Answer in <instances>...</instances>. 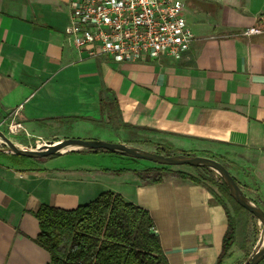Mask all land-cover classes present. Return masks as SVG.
Listing matches in <instances>:
<instances>
[{
  "label": "crops",
  "instance_id": "obj_1",
  "mask_svg": "<svg viewBox=\"0 0 264 264\" xmlns=\"http://www.w3.org/2000/svg\"><path fill=\"white\" fill-rule=\"evenodd\" d=\"M183 2L195 37L181 57L115 61L88 56L66 38L71 0H0V127L61 125L63 136L105 139L95 123L107 116L102 94L118 101L117 128L130 124L173 148L226 156L264 208V27L257 25L264 0ZM250 27L261 31L245 33ZM115 155L81 148L34 158L0 149V264H51L35 241L32 211L76 208L104 190L149 210L170 264H216L229 218L214 184L218 195L173 175L143 184L133 171L140 167L117 165ZM238 214L231 213L234 241L222 264H247L259 246L257 217Z\"/></svg>",
  "mask_w": 264,
  "mask_h": 264
},
{
  "label": "trees",
  "instance_id": "obj_2",
  "mask_svg": "<svg viewBox=\"0 0 264 264\" xmlns=\"http://www.w3.org/2000/svg\"><path fill=\"white\" fill-rule=\"evenodd\" d=\"M257 25L264 27V15L258 17ZM100 107L103 114L107 113L111 123L119 124L117 115L119 106L116 99L111 100L101 94ZM73 118L84 119L80 116ZM122 126L132 127L130 124H122ZM167 145L168 148L165 145L158 146L161 153L174 154L172 150L190 153L173 148L169 143ZM88 150L114 153L106 149ZM58 154L60 152L53 155ZM193 167L199 171L197 175L160 165L133 171L143 184L158 183L167 176L173 175L207 183L208 186L209 183L218 186L219 197L229 218L223 249L216 263L222 264L233 244L235 229V217L231 215L226 199L234 203L235 216L246 208L231 196L222 177L219 180L214 178L213 169L206 166ZM121 171L117 170V172ZM209 189L218 195L211 186ZM32 213L38 218L40 225V232L35 241L49 251L51 264H170L149 210L127 201L117 191H101L93 199L72 209L42 204Z\"/></svg>",
  "mask_w": 264,
  "mask_h": 264
},
{
  "label": "built area",
  "instance_id": "obj_3",
  "mask_svg": "<svg viewBox=\"0 0 264 264\" xmlns=\"http://www.w3.org/2000/svg\"><path fill=\"white\" fill-rule=\"evenodd\" d=\"M71 8L64 34L88 56L115 61L179 58L194 41L183 0H71ZM260 31L250 27L245 33Z\"/></svg>",
  "mask_w": 264,
  "mask_h": 264
},
{
  "label": "water",
  "instance_id": "obj_4",
  "mask_svg": "<svg viewBox=\"0 0 264 264\" xmlns=\"http://www.w3.org/2000/svg\"><path fill=\"white\" fill-rule=\"evenodd\" d=\"M0 139L5 146L0 149L9 150L19 155L39 158L53 155L57 152H65L77 149H106L125 156L145 159L157 163L160 166H206L220 173L222 179L229 188L231 196L249 212L254 214L264 225V208L255 203L243 190L229 168L220 160L200 154L174 153L165 154L152 151L137 145H130L126 142L112 141L101 138L66 137L53 142L38 144L34 148H23L16 144L1 128ZM264 260V242L257 247L250 256L247 264H260Z\"/></svg>",
  "mask_w": 264,
  "mask_h": 264
},
{
  "label": "rangeland",
  "instance_id": "obj_5",
  "mask_svg": "<svg viewBox=\"0 0 264 264\" xmlns=\"http://www.w3.org/2000/svg\"><path fill=\"white\" fill-rule=\"evenodd\" d=\"M95 123H96V126H98L99 128H101L103 130L102 131L101 129H99L106 136L105 139L112 140V141L126 142L127 144H130V145H137V146H140L142 148L152 150V151H158V152H160V148L158 146L165 145L168 148L167 143L160 142V138H157V140H155L154 136L146 134V131L143 129H138V128L135 129L133 127L117 128L116 124L111 123V121L107 118V116H102L101 119L99 120V122H95ZM10 125H11V122H9L8 125L1 126L0 128L16 144H18L19 146H21L23 148H28V149L34 148L38 144H41V143L53 142V141L68 137V136L62 135L65 132V130H64V128L61 127V125L49 127L47 129H44L43 132L31 131V130L27 129L25 126L18 125V124L13 126V128H10ZM71 136L74 137L73 135H71ZM77 137H79V136H77ZM0 146L1 147L5 146V143L1 139H0ZM172 151H173V153H179V152H174V150H172ZM185 151H188V150H185ZM188 152L193 153V154L207 155V156L216 158V159L220 160L221 162H223L224 164H226L228 166V168L232 167L231 161H229L226 156H222L218 153L212 154V153H195L192 151H188ZM114 154H116V155L113 156V158H116L115 163L117 165H130V164H132L134 166H139L140 167L139 169H141V168L150 166L148 164V162L154 163V162L149 161V160L138 159V158H134V157H130V156H125L122 154L120 155L119 153H115V152H114ZM154 164L158 165L157 163H154ZM185 166H188V165H185ZM174 167L178 168V165L174 166ZM201 171L205 174H209L208 172H205L204 170H201ZM197 173H199V171H197ZM212 174H213L214 178L217 180H219L221 177L220 173H218L214 169H213ZM213 186H215V189H218V186H216V185H213ZM226 201H227V205H228L230 212L231 213L234 212L233 211L234 203L228 199H226ZM238 213H239L238 217H245V218L250 217L252 220L255 218L254 217L255 215L252 213L250 214V212H248L247 209H245V211L240 210ZM256 220H257V222H260L258 218ZM259 226L260 227L254 231L253 237H255V241L257 240L259 242V246H261L262 243L264 242V225L260 222Z\"/></svg>",
  "mask_w": 264,
  "mask_h": 264
},
{
  "label": "bare ground",
  "instance_id": "obj_6",
  "mask_svg": "<svg viewBox=\"0 0 264 264\" xmlns=\"http://www.w3.org/2000/svg\"><path fill=\"white\" fill-rule=\"evenodd\" d=\"M148 164H149L150 166H153V165H155L154 163H151V162H150V163L148 162Z\"/></svg>",
  "mask_w": 264,
  "mask_h": 264
}]
</instances>
